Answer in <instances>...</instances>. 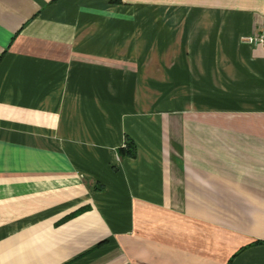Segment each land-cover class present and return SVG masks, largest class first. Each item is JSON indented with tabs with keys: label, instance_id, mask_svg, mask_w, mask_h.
<instances>
[{
	"label": "crops",
	"instance_id": "obj_1",
	"mask_svg": "<svg viewBox=\"0 0 264 264\" xmlns=\"http://www.w3.org/2000/svg\"><path fill=\"white\" fill-rule=\"evenodd\" d=\"M263 28L264 0H0V264H264Z\"/></svg>",
	"mask_w": 264,
	"mask_h": 264
},
{
	"label": "built area",
	"instance_id": "obj_2",
	"mask_svg": "<svg viewBox=\"0 0 264 264\" xmlns=\"http://www.w3.org/2000/svg\"><path fill=\"white\" fill-rule=\"evenodd\" d=\"M243 42L248 45L259 44L264 51V28L256 33L245 35L243 37Z\"/></svg>",
	"mask_w": 264,
	"mask_h": 264
},
{
	"label": "trees",
	"instance_id": "obj_3",
	"mask_svg": "<svg viewBox=\"0 0 264 264\" xmlns=\"http://www.w3.org/2000/svg\"><path fill=\"white\" fill-rule=\"evenodd\" d=\"M129 152L131 153V154H133V150L131 151V150H129Z\"/></svg>",
	"mask_w": 264,
	"mask_h": 264
}]
</instances>
